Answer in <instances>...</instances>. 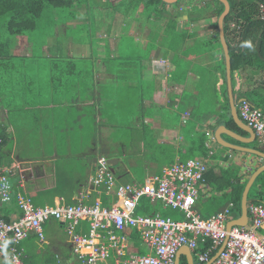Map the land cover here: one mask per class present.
Instances as JSON below:
<instances>
[{
    "label": "crops",
    "instance_id": "obj_1",
    "mask_svg": "<svg viewBox=\"0 0 264 264\" xmlns=\"http://www.w3.org/2000/svg\"><path fill=\"white\" fill-rule=\"evenodd\" d=\"M76 1L77 3L83 4L81 8L76 9L75 12H71L77 17L71 19V21H56L55 23L63 24L61 27L64 32L62 36L64 39L63 43L59 44L58 42V40L60 41V31L57 29L56 39L49 38L48 41H36L33 39L35 42L29 40L32 46L28 47V49H44L43 52L40 51L39 54H35L26 51V53L17 52L15 53L16 55H11L7 51L5 57H1L3 62L7 65L5 67V77L1 76L3 79H0V85H2L5 79L7 86L5 87L6 90L0 96V123L6 125L13 137V146L9 155L12 163L9 167L0 168V171L6 169L9 172L10 182L13 188L11 202L4 207L7 206L8 208H12L15 206L14 209H17L18 196H23L34 207L38 208L46 206L54 207L60 204L74 206L83 203L91 205L97 200H101V198L104 199V196H100L93 189L91 180L97 169L96 161L101 157L100 154L102 149L100 151V144L103 141H108L107 137L110 131L107 126L101 124L99 125V127H101L100 133L97 132V137L94 138L93 132L91 131L90 133V130L93 128L91 123L95 117L98 120L100 119L99 114L104 112V107H108V110L112 111L115 110L114 108L117 109L121 107L123 110L126 109V111L136 112L140 111L141 108L139 104L133 107L130 106V108L121 106L120 103L123 104V102H127L126 98H122L119 105L106 101V99H108L106 95L110 91L106 90L105 87L106 85L110 86V83L116 78L115 75L107 72L106 65L114 58L125 61L131 58L130 56L134 50V58L139 59L136 57H141L142 52L139 53V49L146 51L149 46H156L152 49L153 51L148 54V60H146V56H143L141 57L142 60L136 63L140 65L150 64L151 73L162 80V89L155 91L152 99L144 101L145 107L149 109H151L150 106L157 107L155 109L157 112L160 108L168 109L172 98L175 101H179V98H182L184 95L194 96L197 93L195 82L200 79L199 74L212 66L221 67L222 53L219 52L217 46L214 45L210 50L205 51L196 49V44L192 41L191 36L189 37L192 33L197 38L206 40L213 35L215 36L216 27L213 24V18L206 17L204 20L191 24L188 22L187 15L179 17L177 31L183 33L182 40L177 44L174 50H169L168 52L165 49V45H161L159 41L157 33L159 30L154 28V25L147 21L145 17L146 14H143L144 5L141 2L138 3L137 7H133L134 4H127L125 0ZM178 1L179 0L173 4H167V9L172 10L176 8L178 10L182 5H179ZM185 10H187L186 6ZM55 17L58 16L56 15ZM161 27H163V29L161 30L160 36H163L167 27L166 25ZM80 29L84 34L82 37L77 36V31ZM235 29L237 28L234 24L233 26L231 24L230 30L227 32L231 40H233L231 32ZM237 30L239 31V29ZM153 31H155V35L157 34V36H155L156 38H151ZM62 45L64 46L62 47ZM106 50H108L107 52H109V55H107ZM166 52L167 56L164 58L163 55ZM175 55H177V59L181 61L182 67V74L178 77L179 82H177V84L171 83L168 79L171 72L176 70V65L172 61ZM84 58L88 59V65H92L90 74L79 76V74H75V71H73L65 81L63 79L67 76L64 74H62L60 78H57V76L62 73V70L58 67L59 65L61 66L63 63H66L65 65L79 66L83 63L81 59ZM18 59L26 61L25 68L22 66L23 81L21 84L19 80L22 79V77L14 75L16 67L21 63ZM36 65L43 66L46 71L42 74L38 73L33 67H37ZM9 68H11V70H9ZM12 68H14V70H12ZM38 69L40 70V68ZM244 72L245 73H241L240 75L235 74V87L233 91L245 93L246 95V97H240L241 99L236 100L233 94L237 107L241 100H247L251 105L259 108V106L248 99V94L251 92L262 95L260 96L262 104L259 105L264 106V74L259 78L257 76L255 77V75L251 77L248 70ZM216 74L219 78L217 84V89H219L223 84V79L220 72ZM36 76H38V78H34ZM136 77L137 76H135V79ZM258 81H262L260 86H258ZM12 91H15V96L11 94ZM126 91L127 88L125 92ZM119 94H122V92L120 91ZM152 104H155V106ZM128 105L127 103V106ZM18 107H21V109H18ZM18 110H23L21 111L22 114L15 113ZM190 110L191 107H188L187 111L182 115V123H186ZM133 123L138 129H142L140 122L136 120V122L134 121ZM163 123L164 121H162L159 116L155 115V113L147 112L144 124L149 126V129L153 133L152 137L157 140L160 145H165V149L173 148V152L171 150L166 152L170 157L174 156L172 165L177 162H185L181 159V153L179 154V151H182V146L186 144L180 129L182 124L179 123L178 127L175 128L174 126L165 127ZM214 123L215 119L208 121L204 125V131L207 136L215 141L210 153L217 152L219 155L223 154L222 157L229 156V161L225 162L223 160H218L217 162H213L206 159L208 169L212 168L216 173H219L220 168H226L232 162L237 165V167L243 168V172L238 174L239 178L243 174L246 175V171L253 169V165L259 164L256 170L264 168V158L252 152L232 150L230 148H226L228 153L219 152L223 146L216 140L215 132L220 126H224L230 132L229 134H222V139L225 142L251 150L259 151L262 149L256 136H252L245 130L248 129L247 125L243 129L234 122L237 126L235 128L219 125L214 129H209L208 126ZM82 125L87 127L83 130L84 133H78V131L82 130L84 127ZM18 128L20 130L17 132L16 129ZM63 133L64 135L60 136V134ZM74 134L75 137H73ZM25 139H34L35 141L33 143H26ZM20 140L21 144H19ZM255 142L259 145V148L249 147L250 144ZM31 144L38 146V151L40 153L36 158L30 155L23 157L17 155L18 146L29 147L32 146ZM143 144L144 143H141L142 146ZM207 146L211 147L212 143L207 144ZM232 151H235V153H232ZM61 152L65 155L63 156ZM148 153H150V151H148ZM152 153H150L151 156L149 159H143V165L148 173L147 177L159 175V170L163 172L164 169L169 168L165 165V161L162 165L161 163H157L156 153H159V151H152ZM229 153L235 154V156L229 155ZM142 155H144V153H142ZM66 156H76L81 162L80 167L72 168L71 173L67 175H65L64 172H60L64 168L62 166V161ZM197 157H200V155H197L195 158ZM244 158H246L247 164L242 163L241 160H244ZM107 159L109 162V160L113 158ZM113 169L112 171L116 176V172ZM125 170L128 172L127 169ZM256 170H254V172ZM252 171L253 170H251L249 174H251ZM13 178L16 179L14 180ZM117 179L121 181L120 178ZM240 181L241 183H239L242 184L245 182V179ZM205 185L206 187L203 188L202 197L200 196L194 204L196 212L202 219H208L226 209L231 210L230 217L228 218V226L232 220H239V218H241V201L244 190L240 199V213L237 218H234L232 212L236 210L237 204L228 196L233 192V189L230 188L218 191L214 186L207 184L206 181ZM231 204L232 207H230ZM251 205L254 204L248 201L247 209ZM146 206L148 208L159 206L163 210H170V208L165 209L161 202L150 204L147 201ZM145 208V204H141L138 209V214L149 216L144 213ZM19 209L18 206V210ZM19 211L22 213L21 209ZM170 211L172 214L175 213L172 210ZM157 214L158 213L153 215ZM172 214L167 217H162L160 214L158 215L162 218L173 219L171 217ZM10 216L11 220H14V222L20 219L16 213L10 214ZM244 223L245 225L249 224V219ZM89 229V224L82 222L77 225L75 231L77 234L85 236L88 235ZM124 234L128 238L126 247L124 248V252L127 255H143L148 253V250L142 242L139 231L136 229H128ZM25 240L26 241H24L22 245L23 258L21 259V264H83L74 254L64 226L58 222L49 221L44 225L43 241H41L36 234H30ZM187 254H189V250L186 247L180 248L176 257V262L178 261V263L181 264L182 260H186L187 264H189ZM190 254L192 255L193 264H202L193 252L190 251ZM212 260H214V257H212ZM114 261L115 258L112 253L110 262L114 263ZM0 264L12 263L5 257L0 256Z\"/></svg>",
    "mask_w": 264,
    "mask_h": 264
},
{
    "label": "trees",
    "instance_id": "obj_2",
    "mask_svg": "<svg viewBox=\"0 0 264 264\" xmlns=\"http://www.w3.org/2000/svg\"><path fill=\"white\" fill-rule=\"evenodd\" d=\"M228 1L230 3V12L224 21L225 34L228 32V30H230L231 24H234V26L239 29V31L235 29L233 32H231L233 40L229 38L228 33L225 35L231 58V77L232 86L234 89L235 74L240 75L241 73H245L244 71L247 70L251 77L255 75V77L257 76L260 78L263 74L262 71L256 67L257 65L264 64V22L258 19V6L260 3L264 2V0ZM125 2L127 4L130 3L131 5L134 4L133 7H137L139 2L144 5L143 14H146L145 17L147 21L153 24L154 28L159 30V32H157L159 41L161 42V45H165V49L168 52L169 50H174L177 44L182 40L183 33H179L177 31L179 17L187 15L188 22L191 24L204 20L206 17L211 19L213 18V24L216 27L215 36L213 35L211 38L206 40L199 39L192 33L189 35V37L191 36L192 41L196 44V49H201L203 51L210 50L215 45L217 48L220 47L222 51L218 36L217 19L223 12L224 7L219 1L206 0L202 10H198L195 6H192L188 7L187 10L183 11L182 13H180L176 8L172 10L167 9V4H165L162 0H125ZM82 6L83 4L77 3L76 0H0V19L5 18L7 20L6 28L8 34L10 35L9 39L7 38L0 42V79L5 77V67L7 65L5 62H3L1 57L6 55L7 51L9 52V49L11 48L9 43L12 42V36L31 34V37H33L32 33L39 28L42 18L51 12L62 18L59 20L60 22L71 21V19L77 17L71 12H75L76 9L81 8ZM197 11H201L202 16ZM163 25H166L167 28L163 36H160L161 30L163 29L161 26ZM155 36H157V34L155 35V31H153L151 38H156ZM155 47L156 46H149L146 51L139 49V53L142 52L141 57L146 56V60H148V54H150V52L153 51L152 49ZM107 51L108 50H106V52ZM133 53L134 50L130 56V59L128 58L123 61L122 59L114 58L106 65L107 72L115 75L116 77L114 78V81L110 83V86L106 85L105 87L106 90L110 91L106 95L108 98L106 101L113 102L115 105H119L122 98H126L127 102H123V104L120 103L121 106L130 108V106L133 107L136 104H139L141 105L140 111H126V109L123 110L121 107H118L117 109L114 108L115 110L112 111L108 110V107H104V112L99 114L100 119L98 120L96 117L93 119V122L91 123L93 128L90 130V133L92 131L93 137L96 138L97 132L100 133L101 127H99V125L101 124L109 128L110 134L113 129L121 128L120 130L121 132H124L126 139L133 140L134 138H138L137 149H134L136 146L131 143V141L120 144H116V141L115 143H112V137H110L109 134L107 137L108 141H103L100 144V151L102 149L100 154L101 157L105 156L107 158H118L119 163L125 162V157L134 158L133 163H138L144 166L143 159H149L151 156L150 153H152V151H159V153H156V159L158 161L157 163H161L162 165L165 161V165L171 167L174 156L170 157L166 152L168 150L173 152V148L171 147L170 149H165V145H160L157 140L152 137L153 133L149 129V126L144 124L147 112H152L159 116L162 121H164L163 124L165 127L174 126L177 128L179 123L182 124L180 129L185 138L186 144L182 146V151H179V154L181 153V159H183V161L193 159L197 155H200V157L202 156L204 159H208L213 162L220 160L219 154L217 152L210 153L215 141L214 139L212 140L211 137L209 138L207 136L206 132L204 131V125L208 121L215 119V123L208 126L209 129H214L219 125H225L230 128L237 127L230 115L223 51L221 54V67L212 66L209 67L208 70H204V73L201 72L199 74L200 79L196 80L195 82L197 93L194 96L184 95L182 98H179V101H175L172 98L170 100V106H168L169 108H160L158 112L155 110L157 107L150 106L151 109L145 107L144 101L147 99H152L154 92L162 89V80L158 79L153 73H151L150 64H137L136 62L142 60V58L139 56H136L139 59L134 58L135 53ZM107 55H109V52H107ZM166 56L167 52L163 55V57L166 58ZM177 58V55H175L172 59L173 63L176 65V70L171 72V74L168 76V79L173 84H177V82H179L178 77H180L182 74L181 61H179ZM20 62V65H18V67L15 69L14 75L22 77V79L19 80L21 84L23 81V67L25 68L26 61L21 59ZM81 62L83 63L79 66L69 64L65 65L66 63H63L61 66L59 65L58 67L62 70V73H60L57 78H60L61 75L64 74L67 76L65 79H63L65 81L68 79L69 74L73 71H75V74H79V76H86L87 74H90L92 71V65L87 64L88 59H81ZM36 66L39 68L40 65ZM33 67L39 73L40 70L35 66ZM135 67H139L142 69V71L145 70V72L133 75ZM9 70H11V68H9ZM12 70H14V68H12ZM217 72H220V75L223 79V84L219 89H217V84L219 82V78L216 74ZM135 76H137L136 79ZM14 78L16 79L15 76ZM34 78H38V76ZM261 83L262 81H258V86H260ZM6 86L7 85L4 79L2 85H0V96L6 90ZM126 88L127 91L125 92ZM120 91L122 94H119ZM11 94L15 96V91H12ZM233 94L234 97H236V100L241 99L240 97H246L245 93L241 92L233 91ZM127 103L129 104L128 106ZM152 105L155 106V104ZM188 107H191L189 117L187 118L186 123H182L181 117L187 111ZM18 109H21V107H18ZM21 111L23 110H18L15 113L22 114ZM136 120L140 122L142 127L141 130L138 129L133 123L134 121L136 122ZM82 126H84L82 130H85L87 127L85 125ZM16 130L18 132L20 129L18 128ZM141 143H144L142 148L140 147ZM211 143L212 146L208 147L207 144ZM12 146V133L6 127V125L0 123V168H6L11 165L12 162L9 155ZM116 148L124 149V152L120 158ZM148 151H150V153H148ZM142 153H144V155H142ZM232 153H235V151H232ZM228 157H222L221 160L227 162L229 161ZM129 161L130 160H128V162ZM132 165L134 166L135 164ZM160 171L162 172V170H159V175L161 173ZM126 173L128 172L126 171L123 174L125 175ZM204 180L210 186H214L218 191L230 188L233 189V192L228 196L237 204L236 210L232 212L233 217L237 218L240 213L239 206L241 195L245 185L247 184V180H245V182L242 184L239 183L240 179L238 178L237 165L231 162L226 168H220L219 173H216L214 169L209 168L204 175ZM248 201L254 205L262 204L264 203V193H259L250 198L249 192ZM141 204H145L146 208L144 213L149 216L158 213L162 217H167L172 214L170 210H163L159 206L148 208L146 206L147 201L145 200H143ZM14 207L15 206L8 208L6 206L3 209L0 208V219L5 223L11 224L14 222V220H11L10 214L12 215L13 213H16L19 218H21L23 212L21 213L19 211L20 209L18 210V206L17 209H14ZM24 241L26 240L20 242L18 246V251L21 253V259L23 258L22 245ZM9 246L13 247V244L10 243ZM9 246L5 254L7 256L10 253ZM208 248V244H200L198 251L204 252ZM181 264H187L186 260H182Z\"/></svg>",
    "mask_w": 264,
    "mask_h": 264
},
{
    "label": "built area",
    "instance_id": "obj_3",
    "mask_svg": "<svg viewBox=\"0 0 264 264\" xmlns=\"http://www.w3.org/2000/svg\"><path fill=\"white\" fill-rule=\"evenodd\" d=\"M258 19L264 22V2L258 6ZM237 111L241 121L253 130L264 152V111L247 100L239 102ZM96 168L91 183L104 199L94 204L38 208L18 196L22 217L11 224L0 219V256L12 264H21L19 243L30 234H36L43 241L44 225L55 221L64 226L73 252L83 264H176L182 247L195 252L202 264L209 263L214 255L213 264H264V204L248 208L249 224L229 229L230 209L208 219H202L196 212L195 201L206 187L204 175L208 165L203 157L177 162L141 183L119 181L105 157L97 159ZM12 191L9 172L3 169L0 171V208L11 202ZM143 200L150 204L161 202L165 209L178 210L183 219L140 215L138 209ZM82 222L89 224L88 235L75 231ZM128 229L139 231L147 254L124 252L128 241L124 232ZM200 244H208L209 248L199 252ZM112 253L114 263L110 262Z\"/></svg>",
    "mask_w": 264,
    "mask_h": 264
},
{
    "label": "rangeland",
    "instance_id": "obj_4",
    "mask_svg": "<svg viewBox=\"0 0 264 264\" xmlns=\"http://www.w3.org/2000/svg\"><path fill=\"white\" fill-rule=\"evenodd\" d=\"M205 1L206 0H179L178 1L179 5L180 4H182V5L178 8V11L179 12H183L185 10V6H186V8L195 6L198 10H202L203 5H205ZM50 10H52V9H50ZM197 12L202 16V12L201 11H197ZM55 16L56 15L53 12H51L48 15H45L42 18V20H41V24H40L39 28L35 32L32 33L33 37H31V34H24V35H21V36H17V35L12 36V38H11L12 42L9 43V46H12V47L9 50V53L11 55H16L15 53H17V52L18 53L19 52H25L26 53V51H29L30 53L32 52V53H35V54H39V52L40 51L43 52L44 49H38V48H36V49H32V48L28 49V47L32 46L30 41H34V40H36V41H42V40L48 41L49 38L50 39H56V36H57L56 31H57V29H59V31H60L59 32L60 41L58 40V42H59V44L63 43L64 39L62 38V36H63L64 32H63V30L61 28L63 24H55L56 21H59L62 18L55 17ZM6 21L7 20L5 18H1L0 19V42L4 41L7 38L9 39V37H10V35L7 32ZM56 26H57V28H56ZM79 31H77V36L82 37L84 34L81 31V29ZM226 34H227V32H226ZM63 46L64 45H62V47ZM218 50H219V52L222 53L220 47H218ZM2 57L4 58L5 55H3ZM18 60H21V59H18ZM39 68H40V71H39L40 74H42V73H44L46 71V70H44L43 66H39ZM256 68L261 70L262 73L264 74V64L257 65ZM144 72H145V70L142 71V69H140L139 67H135L134 71H133V75L141 74V73H144ZM240 82H241V79H240ZM260 96H262V95L258 94V93L251 92V93L248 94V99L251 102L255 103V105L259 106V108L264 111V106L259 105V104H262ZM120 129L121 128L112 130V132L110 134V137H112V143H115V141H116V144H120V143H123V142L127 143V141H131V143H133L136 146V147H134V149L135 148L137 149V139L138 138H134L133 140L126 139V137L124 135V132H121ZM78 133H84V131L83 130H79ZM63 135H64V133L60 134V136H63ZM73 137H75V134L73 135ZM34 141H35L34 139H30V140H26L25 139L26 143L27 142L33 143ZM19 144H21V140H20ZM31 145L32 146H29V147L28 146H23V147L18 146L17 155H20L22 157L26 156V155H30L31 157L36 158V156H38L39 153H40L38 151V146H36L34 144H31ZM140 147L142 148L141 144H140ZM249 147H251V148L252 147H258L259 148V145L255 142L253 144H250ZM116 150H117V153L119 154V158H120L122 153L124 152V149L123 148L122 149H117L116 148ZM128 151H130V150H128ZM219 152L228 153V150L226 148L221 147V150H219ZM61 153L63 154V156L65 155L63 152H61ZM131 154H132V152H131ZM222 155L221 154L219 155L220 160L222 159ZM229 155L235 156V154H232V153H229ZM236 158H238V157H236ZM124 159H126L127 162H126V160H124L125 162L119 163V164H117L114 167V171L116 172L117 178H120V180L122 182H129V183H131V182H139V181L143 182L146 179L147 174H148L147 173V169L144 166H142L141 164L133 163L134 162V160H133L134 158H126L125 157ZM128 160H130V161L128 162ZM241 161H242V163L247 164L246 158H244V160H241ZM132 164H135V165L133 166ZM80 165H81V162L79 161V158H76V156H73V157L66 156L65 158H63V161H62V166L64 168L60 172H64L65 175L70 174L71 171H72V168H75V167H78V166L80 167ZM258 166H259V164L253 165V169H251L253 171L251 172V174L254 172V170L257 169ZM125 169L128 170V173H126L124 175L123 173L126 172ZM237 169H238V174H241L243 172V168L237 167ZM250 171H246L247 174L246 175H244V174L241 175L239 177V179L240 180L245 179V180L248 181L249 176L251 175V174H249ZM13 179L15 180L16 178H13ZM11 181L13 182L12 179H11ZM255 181L256 182H254L255 184H253L254 186H252L251 191H250V198L252 196H254V195L259 194V193H264V172L261 173L259 178L257 180H255ZM240 183H241V181H240ZM170 210L175 212L171 216L173 219H175V220H182L183 219V214L181 212H179L178 210H173V209H170ZM131 253H133V252H131Z\"/></svg>",
    "mask_w": 264,
    "mask_h": 264
},
{
    "label": "water",
    "instance_id": "obj_5",
    "mask_svg": "<svg viewBox=\"0 0 264 264\" xmlns=\"http://www.w3.org/2000/svg\"><path fill=\"white\" fill-rule=\"evenodd\" d=\"M164 3L166 4H173L175 3L177 0H162ZM219 1L223 7L224 10L223 12L220 14V16L217 19V27H218V31H219V40L222 46V50L224 53V58H225V71H226V81H227V94H228V99H229V106H230V115L233 119V121L241 128L244 129V127H246V125L241 121V119L238 116V111H237V104L233 98V87H232V77H231V58H230V53H229V47L225 38V30H224V21L225 18L228 16L229 12H230V3L228 0H217ZM248 127V126H247ZM247 130L252 136H254V132L251 128L248 127ZM230 132L224 127V126H220L216 132H215V138L216 140L219 142V144L225 148H230L232 150H243V151H248V152H252L254 154H257L259 156H261L262 158H264V153L262 152L263 149H260L259 151L257 150H251V149H247V148H241L239 146H235V145H231L227 142H225L222 139V134H229ZM255 137V136H254ZM109 163L112 166V169L119 164V159L117 158H113L109 160ZM114 170V169H113ZM264 172V168H260L258 170H256L251 177L249 178L244 192H243V196H242V201H241V209H242V216L241 218H239V220H234L232 222L229 223L228 229L231 226H244L245 225V221L248 220V212H247V206H248V193L250 191V188L252 187L253 183L255 182L256 178L262 173ZM245 220V221H244ZM244 224V225H243ZM188 249V247H186ZM189 250V249H188ZM188 257V263L189 264H193L192 262V255L190 254V250H189V254H187ZM216 258V255L214 256V260ZM214 260H211L209 263L207 264H212ZM176 264H179L178 261L176 262Z\"/></svg>",
    "mask_w": 264,
    "mask_h": 264
},
{
    "label": "clouds",
    "instance_id": "obj_6",
    "mask_svg": "<svg viewBox=\"0 0 264 264\" xmlns=\"http://www.w3.org/2000/svg\"><path fill=\"white\" fill-rule=\"evenodd\" d=\"M247 212H248V209H247ZM233 221H234V220H233ZM231 222H232V221H231ZM231 227H232V226H231ZM188 249H189V248H188ZM191 252H192V251H191ZM193 253L195 254V252H193ZM214 256H215V255H214ZM214 256H213V257H214Z\"/></svg>",
    "mask_w": 264,
    "mask_h": 264
}]
</instances>
